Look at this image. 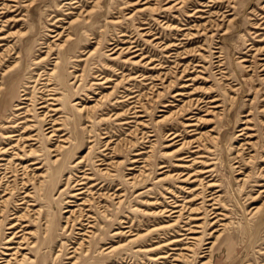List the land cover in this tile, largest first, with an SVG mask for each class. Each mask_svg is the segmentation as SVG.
Returning a JSON list of instances; mask_svg holds the SVG:
<instances>
[{
    "label": "rangeland",
    "instance_id": "1",
    "mask_svg": "<svg viewBox=\"0 0 264 264\" xmlns=\"http://www.w3.org/2000/svg\"><path fill=\"white\" fill-rule=\"evenodd\" d=\"M0 163L11 264H264V0H0Z\"/></svg>",
    "mask_w": 264,
    "mask_h": 264
},
{
    "label": "bare ground",
    "instance_id": "2",
    "mask_svg": "<svg viewBox=\"0 0 264 264\" xmlns=\"http://www.w3.org/2000/svg\"><path fill=\"white\" fill-rule=\"evenodd\" d=\"M258 48V47H257ZM136 50L138 51L139 49H137L136 48ZM258 50V49H257ZM182 53V52H181ZM30 101V100H29ZM86 106V105H85ZM20 107H23V106H20ZM45 107V105L43 104V105H41L39 108H44ZM24 110V109H23ZM87 110V109H86ZM48 117H49V115L46 113V114H44V116L42 117V120H47L48 119ZM55 120V119H54ZM190 125H192V124H190ZM24 127V126H23ZM52 126H49V128H51ZM51 133H52V135H54V133H53V130H51ZM50 135V134H49ZM12 136V135H11ZM13 136H15V134L13 135ZM174 137H176V136H174ZM173 137V138H174ZM25 144V143H24ZM14 146H16V144L14 145ZM24 146V145H23ZM22 146V147H23ZM3 153L4 154H6V150L4 149L3 150ZM1 159H5V157H1ZM0 165H2V163H0ZM6 166V165H5ZM4 171V170H3ZM211 170H206L205 172H210ZM197 174H190V175H188L186 178H185V180L184 181H188L189 179H191L192 177H194V176H196ZM6 176V175H5ZM193 181H197L196 179L195 180H193ZM27 182V181H26ZM210 183H208V187H212V186H214L215 184L214 183H212V181H209ZM80 184H83V182L82 183H80ZM78 189H80V188H78ZM209 188H207V190H208ZM263 191H264V189H263ZM84 191H82V190H79V191H77L76 193H74L73 195H77V194H82ZM215 193V192H214ZM214 193H212L211 194V197L209 198V200H214V204H216L217 202L215 201L216 200V197H214ZM27 196H29L30 194H26ZM81 196V195H80ZM213 196V197H212ZM25 199V198H24ZM194 200V199H193ZM179 207H177V205L176 206H174L171 210H166V211H171V213H180L182 210H183V208L184 207H182L181 209H178ZM213 209H215V208H213ZM66 211H70V210H66ZM74 213V212H73ZM216 213V210H213V212H212V214H214L213 215V218H215V217H218V215L220 214V212L218 213V214H215ZM81 217V216H80ZM20 219H21V217H20ZM177 220V219H176ZM70 222V217H67V223H69ZM213 223H215V222H213ZM16 225H18V222H15V223H13V224H11L10 226H9V228H15L16 227ZM24 227V226H23ZM71 228V227H70ZM19 231H22V230H19ZM26 233H29V232H26ZM25 233V234H26ZM193 233H196V232H193V230H191L190 231V234H193ZM23 235V239H25L26 238V235ZM15 235L16 234H13L12 235V237H10L9 239H8V242H11V241H13V237H15ZM191 238H193V239H197V238H195L194 236H192L191 235ZM194 242H192V244L191 245H189L187 248H185V249H189V250H191L192 249V246H193V244L195 243V240H193ZM22 248H25V247H22ZM8 249H13L12 248V246H9L8 247ZM188 250V251H189ZM179 256V255H178ZM182 256V255H181ZM180 256V257H181ZM1 259V258H0ZM12 262H11V259H6V258H2L1 260H0V264H11Z\"/></svg>",
    "mask_w": 264,
    "mask_h": 264
}]
</instances>
